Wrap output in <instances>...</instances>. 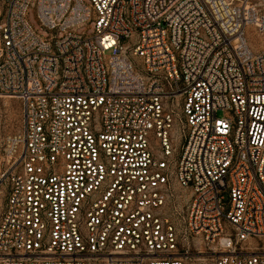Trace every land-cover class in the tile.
Wrapping results in <instances>:
<instances>
[{"label":"built area","instance_id":"2783aa9c","mask_svg":"<svg viewBox=\"0 0 264 264\" xmlns=\"http://www.w3.org/2000/svg\"><path fill=\"white\" fill-rule=\"evenodd\" d=\"M1 97L0 264H264V0H0Z\"/></svg>","mask_w":264,"mask_h":264},{"label":"rangeland","instance_id":"374dc122","mask_svg":"<svg viewBox=\"0 0 264 264\" xmlns=\"http://www.w3.org/2000/svg\"><path fill=\"white\" fill-rule=\"evenodd\" d=\"M31 21L34 23V17L31 15ZM252 41L254 38L249 36ZM219 115H222L219 112ZM21 128V105L15 99L0 98V135L6 136L16 133ZM261 246L264 247V239H262ZM101 264V263H96Z\"/></svg>","mask_w":264,"mask_h":264}]
</instances>
